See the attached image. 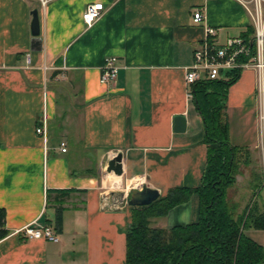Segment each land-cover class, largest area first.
<instances>
[{
  "label": "crops",
  "instance_id": "1",
  "mask_svg": "<svg viewBox=\"0 0 264 264\" xmlns=\"http://www.w3.org/2000/svg\"><path fill=\"white\" fill-rule=\"evenodd\" d=\"M92 2L104 12L86 26L81 14ZM34 8L41 50L30 32ZM194 10L203 13L201 24L192 22ZM252 12L238 0H0V264H124L134 206L110 207L107 187L147 186L164 195L200 184L207 146L185 67L204 24L222 43L252 25ZM107 56L118 65L111 86L99 82ZM262 103L264 65L241 69L227 91L226 115L229 141L248 149V161L260 159ZM44 105L46 145L35 131ZM177 114L186 119L184 132L173 130ZM117 153L120 176L106 171ZM197 210L193 195L149 225L188 224ZM30 223L51 226L58 241L14 232Z\"/></svg>",
  "mask_w": 264,
  "mask_h": 264
},
{
  "label": "trees",
  "instance_id": "2",
  "mask_svg": "<svg viewBox=\"0 0 264 264\" xmlns=\"http://www.w3.org/2000/svg\"><path fill=\"white\" fill-rule=\"evenodd\" d=\"M253 26L240 36L253 52ZM245 60V58H241ZM240 74L233 69L217 79L201 78L191 87L194 105L204 123L207 158L197 187L177 186L146 206H134L125 232L124 264H264L263 245L249 230H264L263 186L256 176L253 198L241 211L229 196L239 164H248V149L229 141L226 98ZM198 200L196 220L171 228L152 227L149 218L163 216L174 206ZM3 211L0 209V225ZM62 223L58 209L55 226ZM5 231L0 230V237Z\"/></svg>",
  "mask_w": 264,
  "mask_h": 264
},
{
  "label": "built area",
  "instance_id": "3",
  "mask_svg": "<svg viewBox=\"0 0 264 264\" xmlns=\"http://www.w3.org/2000/svg\"><path fill=\"white\" fill-rule=\"evenodd\" d=\"M47 0H40L44 4ZM243 6L248 9V5H253L252 26L254 29L253 52L247 45V42L241 37H229L224 42L218 43L214 36L217 34V29L206 24L204 28V38L199 46L193 51L192 64L185 67V83L191 86L195 81L201 78L217 79L225 75V73L233 69H243L246 67H263L262 61V45L264 40V14L261 4L264 0H238ZM104 12L102 2L87 3L84 7L81 18L86 26H91L97 21ZM204 21V15L200 10H194L192 13V22L201 24ZM28 60L29 54L26 55ZM241 58H245L242 60ZM115 56H107L101 67L99 82L104 85L111 86L117 77L118 65ZM188 97H192V93L188 92ZM260 127H262V138H264V105L259 106ZM35 131L41 136L44 145H46L48 137V116L46 106L42 111L39 124ZM61 151L66 150L64 143H61ZM264 176V171H263ZM264 188V186H263ZM15 233L24 235L29 239H46L50 241H58V236L54 229L49 225H33V223L24 225L14 230Z\"/></svg>",
  "mask_w": 264,
  "mask_h": 264
},
{
  "label": "water",
  "instance_id": "4",
  "mask_svg": "<svg viewBox=\"0 0 264 264\" xmlns=\"http://www.w3.org/2000/svg\"><path fill=\"white\" fill-rule=\"evenodd\" d=\"M32 19L30 22V32L32 35V43L37 44L34 47L37 50L42 49V40L40 37V23L38 11L34 8L31 11ZM186 129V119L183 115L177 114L173 117V130L175 132H184ZM121 153H117L107 161L106 171L112 172L114 175L120 176L122 174ZM160 196L156 189L142 186L140 189L135 187L130 189L129 194H125L123 191L114 192L111 191L108 195H104L103 199L108 202L110 207L117 205L118 203L126 202L132 206H146L155 201Z\"/></svg>",
  "mask_w": 264,
  "mask_h": 264
},
{
  "label": "rangeland",
  "instance_id": "5",
  "mask_svg": "<svg viewBox=\"0 0 264 264\" xmlns=\"http://www.w3.org/2000/svg\"><path fill=\"white\" fill-rule=\"evenodd\" d=\"M262 12L264 14V2L261 4ZM264 49V44H263ZM258 147H257V154L260 157L258 160H250L247 165L244 163L239 164L238 173L235 175L236 181L233 187L229 190V196L240 205L238 207V211L242 210L243 204H246L249 200L253 198V184L251 181H254V178L260 179L262 186H264V176L263 171L264 167V155H263V138H262V127H259V137H258ZM257 159V158H255ZM256 176V177H254ZM110 191L118 192L123 191L125 194H129L130 187L127 188L126 184H122L118 188H111L107 187L108 194ZM261 195H264V191L261 192ZM249 235L256 239L257 241L261 242L264 245V230H251L249 231Z\"/></svg>",
  "mask_w": 264,
  "mask_h": 264
}]
</instances>
